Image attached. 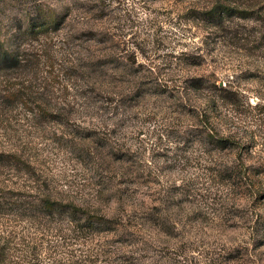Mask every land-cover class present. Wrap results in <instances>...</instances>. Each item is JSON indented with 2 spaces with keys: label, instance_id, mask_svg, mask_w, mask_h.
I'll return each mask as SVG.
<instances>
[{
  "label": "rangeland",
  "instance_id": "rangeland-1",
  "mask_svg": "<svg viewBox=\"0 0 264 264\" xmlns=\"http://www.w3.org/2000/svg\"><path fill=\"white\" fill-rule=\"evenodd\" d=\"M216 3L255 13L216 28L198 16ZM261 9L0 0V43L19 60L1 71L16 96L0 153L25 164L0 167V196L47 194L114 222L87 234L65 216H5L11 264H264ZM40 13L56 22L23 30Z\"/></svg>",
  "mask_w": 264,
  "mask_h": 264
},
{
  "label": "trees",
  "instance_id": "trees-1",
  "mask_svg": "<svg viewBox=\"0 0 264 264\" xmlns=\"http://www.w3.org/2000/svg\"><path fill=\"white\" fill-rule=\"evenodd\" d=\"M262 10V9H261ZM264 12V10H262ZM255 13L254 8L250 10L247 9H236L230 7L229 5L223 3H216L208 10L197 12V15L204 16L207 21H210L216 28L222 27L223 22L226 18L231 16H238L241 18L249 17V14ZM25 22H22L20 25L23 27V30L26 32L34 31L35 27L46 29L47 25L54 24L56 19L45 13H40L31 17V15H25ZM19 62L18 56L14 50L9 47L3 46L0 43V76L1 71H5L10 65L17 66ZM3 84L0 80V110L4 107L1 106L5 101L8 100V97L16 96V93L9 92L8 88L4 89ZM220 90L223 87H218ZM3 91L6 93L4 94ZM228 98V96H227ZM229 101L234 102L228 98ZM224 139H216L215 142L217 145L223 146ZM214 142V141H213ZM24 162L22 158L16 152H6L0 153V167L12 168L15 166L18 169L22 170ZM25 165V164H24ZM23 167V168H22ZM10 192V191H8ZM18 192V191H17ZM11 193V192H10ZM27 197H32L30 200H27ZM23 215L34 216L39 215L42 217H53L55 216H65V220L76 225L82 233H99L101 231L111 230L113 228L114 222L112 219L105 217L102 214H98L89 209L82 208L76 204L61 202L54 198L49 197L47 194H41L35 196L33 194H10L9 197L3 195L0 196V221L5 216H18L23 217ZM1 224V222H0ZM79 224V225H78ZM3 229L0 228V232ZM2 239V240H1ZM7 240L2 238L0 235V264H11L9 258H7L8 250L5 246ZM17 263V261H16Z\"/></svg>",
  "mask_w": 264,
  "mask_h": 264
}]
</instances>
